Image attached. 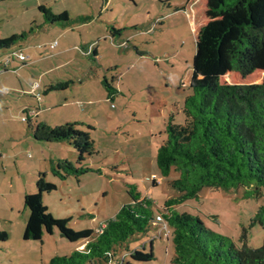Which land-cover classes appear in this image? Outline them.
<instances>
[{
    "label": "rangeland",
    "instance_id": "374dc122",
    "mask_svg": "<svg viewBox=\"0 0 264 264\" xmlns=\"http://www.w3.org/2000/svg\"><path fill=\"white\" fill-rule=\"evenodd\" d=\"M106 1L0 0V39L25 34L19 45L28 57L26 63L14 58L8 71L0 74V148L6 154L0 160V228L9 234L6 244L12 247L0 249V264H48L50 258L70 256L76 250L56 229L42 242L23 241L27 216L23 199L36 191L39 174L56 185L55 191L43 196L48 212L55 219H69L68 226L77 232L89 229L97 234L102 223L132 202L128 192L133 188L152 200L155 215H160L165 200L178 196L169 186L177 173L162 176L156 151L166 139L168 118L183 124V102L199 77L194 56L202 23L191 21L187 13L192 6L202 8L206 0ZM40 5L54 15L67 13L71 25L61 29L46 24ZM81 16L88 21L78 22ZM111 28L121 30L120 38L110 36ZM53 42L57 45L49 51ZM5 52H0L3 62ZM263 78L264 71L245 79L228 73L220 82L259 84ZM67 82L65 90L44 95L48 86ZM26 116H37L36 121L54 128L75 123V129L88 133L95 149L84 162L90 171L78 179L54 177L51 169L56 162L75 163L76 152L66 142H35L32 130L21 121ZM153 176L157 186L152 184ZM244 192V188H204L174 211L198 216L207 228L237 246L243 243L240 237L246 229V244L256 249L263 243L264 231L249 224L264 202V191L260 198H245ZM4 205L13 209L14 222H5L11 214L1 210ZM161 229L155 226L148 234L129 239L109 262L95 259L84 264H171L170 228L165 231L168 240ZM151 241L154 260L130 259L134 250L149 252Z\"/></svg>",
    "mask_w": 264,
    "mask_h": 264
},
{
    "label": "trees",
    "instance_id": "16d2710c",
    "mask_svg": "<svg viewBox=\"0 0 264 264\" xmlns=\"http://www.w3.org/2000/svg\"><path fill=\"white\" fill-rule=\"evenodd\" d=\"M204 10L207 22L198 30L194 56L199 77L192 81L191 94L183 102L184 122L177 125L172 116L168 118L164 125L166 139L156 151V166L162 176L177 173L169 186L178 196L165 200L159 210L171 232V264H264V238L259 248H250L243 229V243L237 246L230 238L207 228L198 216L174 211L175 206L196 198L204 188H244L245 198H260L264 191V78L259 84L220 82L228 73L245 79L256 71H264V0H206ZM38 11L48 25L61 29L71 25L67 13L54 15L43 5ZM76 19L80 23L88 21L83 16ZM120 34L121 30L110 29L111 37ZM24 38L25 34H20L0 39V52L5 50L9 61L1 71H7L5 68L14 59L11 54L17 51L12 46H19ZM92 54L96 56V51ZM67 87L68 82L50 85L44 95ZM22 122L32 130L36 142H66L75 150V163L58 160L51 169L59 181L71 176L78 179L90 171L84 162L95 154L94 142L88 133L75 129V123L54 128L27 116ZM152 184L158 185L155 180ZM35 188L23 199L28 212L23 240L42 242L44 235H52L56 229L70 243L86 242L82 250H74L70 256H54L48 264H84L95 259L109 262L129 239L144 236L154 227L152 200L134 188L128 192L132 202L122 206L104 226L100 225L97 234L89 229L74 231L68 226L69 219L52 217L43 196L55 191L56 185L48 182L45 174L38 175ZM253 225L264 231V202L250 219L249 227ZM7 238V233L0 232V241ZM129 257L136 262L154 260L152 241L149 252L134 250Z\"/></svg>",
    "mask_w": 264,
    "mask_h": 264
},
{
    "label": "crops",
    "instance_id": "0c3cea01",
    "mask_svg": "<svg viewBox=\"0 0 264 264\" xmlns=\"http://www.w3.org/2000/svg\"><path fill=\"white\" fill-rule=\"evenodd\" d=\"M107 1H109V0H107ZM106 1V2H107ZM188 1H192V0H188ZM204 7H205V5H203V7L202 8H197V7H195V6H192V11H190V12H188L187 13V15H188V17H189V19L191 20V21H195V22H198L199 24H201V26L202 25H204V24H206V22L207 21H205V22H203V20H206V17H205V15H204V12L202 11L203 9H204ZM120 38V37H119ZM21 47V48H20ZM20 49H22V46H18L17 48H15V50L17 51V52H19V53H21V54H23V51H21ZM55 49V48H54ZM53 49V50H54ZM48 50L49 51H53V50H50L49 48H48ZM24 55V54H23ZM26 55V54H25ZM27 57V56H26ZM11 66V63H10V65H8L5 69L7 70L8 69V67H10ZM4 68V62L2 61V60H0V69H3ZM8 71V70H7ZM7 71H1L0 70V74H4L5 72H7ZM35 117H37V116H35ZM35 117H33L32 118V120L34 121V120H36V118ZM26 140H27V138H26ZM36 142V141H35ZM4 158H6V154L1 150V148H0V160L1 159H4ZM25 196V195H24ZM3 205V204H2ZM1 205V206H2ZM24 207V206H23ZM5 208V205H4V207H2L1 208V210L2 211H4V212H6V214H11L12 212H13V209H11L10 208V211L9 210H7V209H4ZM23 211V213L24 212H27L25 209H23L22 210ZM22 213V214H23ZM25 214V213H24ZM23 214V215H24ZM12 218V214L11 215H6V223H12V221L14 222L15 220L13 219H11ZM27 218H28V212H27V216H26V218H25V223H26V221H27ZM2 219H0V221H1ZM3 222H4V220H3ZM101 225H104V223H102ZM0 232H5V233H7L6 232V230L4 229V228H0ZM7 240L6 241H0V249H12V247H11V245H7L6 244V242L8 241V239H9V234L7 233ZM24 241V240H23ZM24 242H26V241H24ZM85 244H86V242H81V243H78V244H74L75 246H76V250H79L82 246H83V248H84V246H85ZM152 247H153V244H152ZM7 254H9V253H7ZM13 259H17V257H15V258H13ZM9 262H11V260H9Z\"/></svg>",
    "mask_w": 264,
    "mask_h": 264
},
{
    "label": "built area",
    "instance_id": "2783aa9c",
    "mask_svg": "<svg viewBox=\"0 0 264 264\" xmlns=\"http://www.w3.org/2000/svg\"><path fill=\"white\" fill-rule=\"evenodd\" d=\"M57 43L56 42H53L49 45V49L50 50H53L55 47H56ZM11 56H13L15 59H17L18 61H21V62H27L28 61V57H26L25 55L19 53V52H13L11 54ZM9 61L8 59L4 62V64H7ZM22 121H25V117L21 119ZM153 180L156 181V178L153 176ZM104 226V225H103ZM153 226H162L163 229H161L163 232H165L167 230V227H166V224L164 223L163 219L161 218L160 215H156L155 216V220H154V223H153ZM99 231V230H98ZM167 234L168 232H165V237L167 238ZM161 237V236H159Z\"/></svg>",
    "mask_w": 264,
    "mask_h": 264
}]
</instances>
